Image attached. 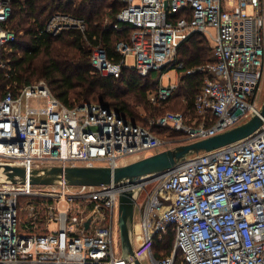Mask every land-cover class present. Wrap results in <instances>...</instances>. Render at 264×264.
<instances>
[{"label":"built area","instance_id":"1","mask_svg":"<svg viewBox=\"0 0 264 264\" xmlns=\"http://www.w3.org/2000/svg\"><path fill=\"white\" fill-rule=\"evenodd\" d=\"M120 25L129 41L116 43L117 61L101 43L91 65L120 77L133 56L142 77L160 72L157 89L169 98L179 83L163 84L171 70L203 77L196 115L166 112L134 124L95 102L66 106L45 80L0 98V264H128L119 236L120 194L141 187L136 200L134 244L143 264H264V124L228 146L189 155L151 180L116 184L40 185L4 178V166L116 167L177 145L206 139L259 112L264 79V0H123ZM12 0H0V67L4 47L15 41L7 27ZM122 23V24H121ZM86 31L84 19L55 13L46 23L54 35ZM203 33L214 61L185 69L181 44ZM182 133L164 138L152 127ZM88 223V225H87ZM118 227V254L114 227ZM175 227V250L156 258L155 242ZM132 261L134 258L131 257Z\"/></svg>","mask_w":264,"mask_h":264},{"label":"trees","instance_id":"2","mask_svg":"<svg viewBox=\"0 0 264 264\" xmlns=\"http://www.w3.org/2000/svg\"><path fill=\"white\" fill-rule=\"evenodd\" d=\"M125 5L122 0H12L7 27L16 38L2 51L7 63L5 67H0V98L8 91L16 92L17 88L45 80L53 94L66 106L73 107L85 101L99 103L134 124L147 126L148 117L140 115L121 95L123 88L126 92L139 95L149 118L169 111L195 117L194 103L202 86L201 75H182L178 90L170 98L150 105L146 100L147 91L152 88L157 90L159 86L158 83L152 84L155 73L142 77L134 68L126 67L120 77H113L93 70L91 53L93 46L99 43L105 46L110 58L122 59V55L116 52V43L129 41L131 28L120 25L116 16ZM58 12L84 19L86 31L65 29L57 35L48 32L46 23ZM107 16L111 22L104 26ZM178 53L185 69L215 60L211 43L203 33H195L186 39ZM182 98L186 103L181 102ZM152 129L162 138L167 133L161 127ZM169 133L170 138L183 135L176 131ZM175 236V227L172 226L157 239L153 247L156 258L167 257L174 252ZM175 264H183L179 250Z\"/></svg>","mask_w":264,"mask_h":264},{"label":"water","instance_id":"3","mask_svg":"<svg viewBox=\"0 0 264 264\" xmlns=\"http://www.w3.org/2000/svg\"><path fill=\"white\" fill-rule=\"evenodd\" d=\"M264 124V103L258 113L245 123L217 135L177 145L155 153L149 157L139 158L126 164L111 167L98 166H42L28 171L24 166H4V178L12 182H26L40 185H90L103 186L116 184L127 186L147 182L158 174L173 169L189 155L202 151L222 148L242 140ZM141 187L126 190L120 194L119 236L123 258L128 264H143L136 258L134 244L135 205ZM88 225V223H87ZM131 257L134 258L132 261Z\"/></svg>","mask_w":264,"mask_h":264},{"label":"rangeland","instance_id":"4","mask_svg":"<svg viewBox=\"0 0 264 264\" xmlns=\"http://www.w3.org/2000/svg\"><path fill=\"white\" fill-rule=\"evenodd\" d=\"M139 0H136V3L138 2ZM111 22V20L109 19V17L107 16L106 18H105V20H104V26L105 25H108V23H110ZM122 24V23H121ZM78 30H80L79 28H78ZM81 31V30H80ZM127 65L128 66H130V67H132L133 65H134V58H133V56H128L127 57ZM155 74L153 75V80H152V84L153 83H159V82H157V78H158V74H160V72L157 70L156 72H154ZM186 73H185V70L184 69H182V70H171V71H168L167 72V75L166 76H164V81H163V84H166V85H168L169 83H181L180 82V77L182 76V75H185ZM39 81H42V80H39ZM38 81V82H39ZM48 84V83H47ZM159 86H158V89H160V86H161V83L160 84H158ZM125 88H123L122 90L123 91H121L122 93H121V95H123V97L125 98V99H127V100H129V102H131V104L133 105V108H135L139 113H140V115H142V116H144V117H148V118H146V120H149V116L147 115V113H146V110L144 109L145 107L143 106V105H145V103L143 102V101H141L140 100V98H139V95H137V94H135V93H130V92H126L125 90H124ZM178 90V89H177ZM176 90V91H177ZM147 93H148V97H147V102L150 104V105H154L158 100H165L164 98H162L161 97V95H160V93H158V91L156 90V89H148V91H147ZM175 93V92H174ZM259 93H260V98H259V103H258V105L259 106H262L263 105V103H264V79L262 80V82H261V86H260V91H259ZM173 95V94H172ZM171 95V96H172ZM170 96V97H171ZM169 97V98H170ZM168 99V98H167ZM139 101H141V102H139ZM181 102L184 104V103H186L185 102V99L184 98H182L181 99ZM141 103V104H140ZM172 106V105H171ZM173 108V107H172ZM179 112V111H178ZM166 133V132H165ZM167 135H170V133L169 132H167L166 133ZM169 138H170V136H168ZM178 138H180V137H176V139H178ZM131 159H135V158H130L128 161H132ZM119 226V225H118ZM114 237H115V240H114V247H115V252L118 254V245H119V243H118V240H117V238H118V227H117V225H115V227H114ZM173 248V247H172ZM145 264H150V262L148 261V260H146L145 261Z\"/></svg>","mask_w":264,"mask_h":264},{"label":"crops","instance_id":"5","mask_svg":"<svg viewBox=\"0 0 264 264\" xmlns=\"http://www.w3.org/2000/svg\"><path fill=\"white\" fill-rule=\"evenodd\" d=\"M123 1V0H122ZM138 158H135L134 160H137ZM132 161H134L133 159H131ZM128 162H131V161H128ZM135 223L137 224L138 223V219L135 218Z\"/></svg>","mask_w":264,"mask_h":264}]
</instances>
